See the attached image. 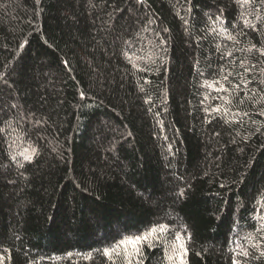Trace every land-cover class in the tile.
<instances>
[{
	"label": "trees",
	"instance_id": "1",
	"mask_svg": "<svg viewBox=\"0 0 264 264\" xmlns=\"http://www.w3.org/2000/svg\"><path fill=\"white\" fill-rule=\"evenodd\" d=\"M254 7L0 0V264H106L95 250L158 224L184 237L186 264H264ZM144 256L172 264L160 243Z\"/></svg>",
	"mask_w": 264,
	"mask_h": 264
},
{
	"label": "snow or ice",
	"instance_id": "2",
	"mask_svg": "<svg viewBox=\"0 0 264 264\" xmlns=\"http://www.w3.org/2000/svg\"><path fill=\"white\" fill-rule=\"evenodd\" d=\"M139 2L143 3L144 0H139ZM236 4L243 8L245 6H255L252 8V13H256L257 10L264 6V0H235ZM241 18L245 16L244 12L240 13ZM258 19H261L264 21V17H260L257 15ZM183 19V17H181ZM220 17H217V21L219 22ZM187 23V21H185ZM244 27L251 28L253 31H257L256 25L252 24L248 20H244ZM167 31V29H165ZM222 31L227 32V28H223ZM241 32H243V29H241ZM229 39H232L235 41V37L229 35ZM253 49H256L257 52L260 53L261 56H264V47L257 48L255 44H252L247 51L251 52ZM227 55L231 56L232 53L228 52ZM241 65H244V61L242 60ZM252 68H255V65L252 66ZM252 69L249 67H244V73L250 72ZM264 71V69H262ZM222 79L224 81L228 80V76L224 75L222 76ZM0 81H3V83L7 84V77L5 73L0 72ZM250 81L244 77L241 79V83H243L245 86ZM261 83H264L262 81ZM205 84L208 87H214V84H220V81H215L214 84H208L207 81H205ZM237 89L240 88V85L235 86ZM216 91H228V89L224 88L221 84L219 88L215 89ZM214 111L219 112L220 108L213 109ZM225 112H227V109H225ZM261 114H264V109L261 110ZM39 123V121H37ZM0 131H3V129H0ZM27 149L25 150V153H27ZM33 154L35 153V149L32 150ZM25 160H31L32 156L28 154H23ZM12 159H15V157H12ZM23 164H20L19 167H23ZM223 186V185H222ZM181 195H183V192H181ZM258 203H264V201H258ZM259 223V227L256 228L257 232H264V215L260 214V211L257 210V215L254 217ZM169 226L166 224H158L150 229H148L146 232L142 234H136L132 236H124L121 239L117 240L114 244L100 250H95L96 252L101 254V258L106 261V264H144L145 256H144V248H152L154 247L155 243L162 244L164 248V255L167 260L171 261L172 264H186V261L184 257L187 255V248L185 246V239L181 235L179 231L175 232L174 238L169 241L165 239V234L168 233ZM159 233V235H157ZM249 238H251V234H249ZM253 248L259 249V245L253 244ZM7 251V250H5ZM69 256H71V253H68ZM241 256H248L249 251L248 250H241L239 253ZM260 257H264V250L260 251ZM85 259H91L92 255L89 253L84 257ZM2 259V257H0ZM232 264H241V261L233 258Z\"/></svg>",
	"mask_w": 264,
	"mask_h": 264
}]
</instances>
